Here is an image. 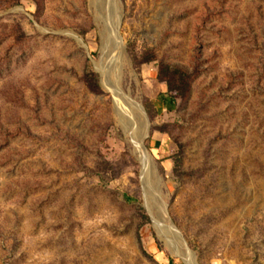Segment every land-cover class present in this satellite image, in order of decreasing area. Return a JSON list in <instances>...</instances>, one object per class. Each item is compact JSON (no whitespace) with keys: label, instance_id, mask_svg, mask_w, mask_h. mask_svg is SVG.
I'll list each match as a JSON object with an SVG mask.
<instances>
[{"label":"rangeland","instance_id":"374dc122","mask_svg":"<svg viewBox=\"0 0 264 264\" xmlns=\"http://www.w3.org/2000/svg\"><path fill=\"white\" fill-rule=\"evenodd\" d=\"M0 264H264V0H0Z\"/></svg>","mask_w":264,"mask_h":264},{"label":"trees","instance_id":"16d2710c","mask_svg":"<svg viewBox=\"0 0 264 264\" xmlns=\"http://www.w3.org/2000/svg\"><path fill=\"white\" fill-rule=\"evenodd\" d=\"M148 61H150V60H148ZM147 61V62H148ZM164 68V69H163ZM171 68V66L170 65H165L164 67H162V68H160V70L158 71V76L160 77V78H162V73L165 71V70H169ZM177 75H179V77L180 78H182L183 76H185L186 75V73L185 72H183V71H181L180 69H178L177 67H173V73H172V77L171 76H169V77H167V79H164L166 82H167V86H168V89L170 90V91H173V90H175V89H177V87H175L174 85H173V83L172 82H174L175 80L173 79V77H175V76H177ZM163 79V78H162Z\"/></svg>","mask_w":264,"mask_h":264},{"label":"bare ground","instance_id":"6f19581e","mask_svg":"<svg viewBox=\"0 0 264 264\" xmlns=\"http://www.w3.org/2000/svg\"><path fill=\"white\" fill-rule=\"evenodd\" d=\"M133 105L135 106L136 109L142 110L141 107H140V105L138 103H134Z\"/></svg>","mask_w":264,"mask_h":264},{"label":"water","instance_id":"95a60500","mask_svg":"<svg viewBox=\"0 0 264 264\" xmlns=\"http://www.w3.org/2000/svg\"><path fill=\"white\" fill-rule=\"evenodd\" d=\"M141 109L143 110V107L140 105Z\"/></svg>","mask_w":264,"mask_h":264}]
</instances>
